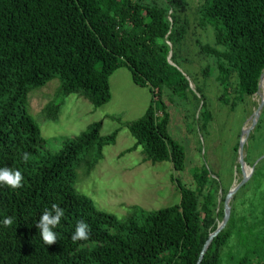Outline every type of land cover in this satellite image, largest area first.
Segmentation results:
<instances>
[{
  "label": "trees",
  "instance_id": "obj_1",
  "mask_svg": "<svg viewBox=\"0 0 264 264\" xmlns=\"http://www.w3.org/2000/svg\"><path fill=\"white\" fill-rule=\"evenodd\" d=\"M189 8L188 0H0V167L23 175L20 188L0 185V264L197 263L224 218L231 180L223 183L202 165L192 171L193 186L172 175L180 202L153 210L132 205L127 216L119 217L75 185L76 162L95 150L86 164L90 172L117 132L101 135L102 121L96 122L60 151L41 153L45 139L28 111V93L54 77L60 78L63 94L77 93L103 105L112 96L111 75L127 67L134 83L153 94L145 114L127 124L135 147L143 145L146 160H169L175 171L184 170L187 153L170 134L165 96L207 134L214 119L205 87L197 84L194 91L181 66ZM198 18L214 34L212 42L199 43L201 55L210 61L202 75L215 71L223 106L233 110L247 104L264 72V0H204ZM170 51L177 66L168 59ZM58 110L53 105L49 116L56 118ZM260 121L261 116L255 129ZM24 152L30 154L27 162ZM245 160L255 161L249 152ZM53 203L64 209V216L54 229L57 242L46 245L35 222ZM236 208L231 203L226 226L200 264H224L238 229ZM6 216L13 217L11 227L2 224ZM77 221L89 225L88 240L72 241ZM237 264H264V238L247 248Z\"/></svg>",
  "mask_w": 264,
  "mask_h": 264
},
{
  "label": "rangeland",
  "instance_id": "obj_2",
  "mask_svg": "<svg viewBox=\"0 0 264 264\" xmlns=\"http://www.w3.org/2000/svg\"><path fill=\"white\" fill-rule=\"evenodd\" d=\"M190 29L187 45L181 53V66L189 75L191 88L203 85L210 98L214 119L209 125V133L200 130L192 116L183 107L177 106L170 96H165L171 113L170 134L185 147L187 153L184 170L175 171L169 160L153 162L145 159L143 145H136V138L127 124L143 116L148 109L153 94L148 87L134 83L127 67L118 68L110 77L111 99L96 106L86 97L77 93L63 94L61 80L54 77L44 86L33 88L28 93V111L41 128L45 139L41 153L60 151L67 141L79 136L91 125L102 121L101 135L117 132L115 143L103 149V157L88 172L86 164L95 157V150L76 162V188L93 199L95 204L119 217L129 214L132 205L153 210L180 202L181 194L172 181V175L193 186L196 167L205 165L223 183L231 180V187L239 184L245 175L248 180L237 191L235 203L236 233L225 251L224 264H237L247 248L264 238V106L259 126L252 128L245 142V156L249 152L255 159L252 165L239 161V145L245 137L243 129L253 123L254 112L264 98V73L261 88L235 109L219 102L220 89L215 71L210 76L202 75V68L210 61L201 55L199 43L212 42L211 27H201L198 23V8L204 0H188ZM174 99V97H173ZM53 105H59L58 115L51 118ZM252 122V123H251ZM246 161V160H245Z\"/></svg>",
  "mask_w": 264,
  "mask_h": 264
},
{
  "label": "clouds",
  "instance_id": "obj_3",
  "mask_svg": "<svg viewBox=\"0 0 264 264\" xmlns=\"http://www.w3.org/2000/svg\"><path fill=\"white\" fill-rule=\"evenodd\" d=\"M30 154L28 152L22 153V159L27 162ZM23 175L19 170H14L9 167H0V185H7L10 188L16 189L22 187ZM64 216V209L58 204L53 203L51 208H45L35 226L39 229L42 241L46 245H52L57 242V235L54 229L60 223ZM2 224L4 227H11L13 224V217L6 216ZM90 237V227L83 221H77L75 231L71 239L73 242L88 240Z\"/></svg>",
  "mask_w": 264,
  "mask_h": 264
},
{
  "label": "water",
  "instance_id": "obj_4",
  "mask_svg": "<svg viewBox=\"0 0 264 264\" xmlns=\"http://www.w3.org/2000/svg\"><path fill=\"white\" fill-rule=\"evenodd\" d=\"M171 56H172V51H170V54H169V58L168 59H169L170 63H172L173 65H176V63L171 59ZM184 74L187 75L185 72H184ZM262 80H263V74L261 75L259 89L261 88ZM190 86H191V83H190ZM259 89H258V91H259ZM263 106H264V98L261 101V103L259 104V106L256 109V111L254 112V118H253L252 125L250 127L246 128V129H243V133L242 134H245V137H242L241 138L240 144H239V150H238L239 151V161H240V164H241L242 167H243L244 163L246 162L245 161V152H244L245 142H246V140L248 138V135L251 132V129L256 126V124H257V122H258V120H259V118L261 116V111H262ZM252 170L254 171V165H252ZM249 176L250 175H248V176L245 175L244 178H243V180L239 184H237L236 186L231 187L229 189L228 193L226 194L225 202H224V209H225L224 218L220 222V224L218 225L217 229L215 231H213V232L210 233L208 239L206 240V242H205V244L203 246V249H202V251L200 253V256H199L198 261H197L196 264H200L201 263V261L204 258V255L206 253V250L208 249V247H209L210 243L212 242L213 238L226 226V224H227V222H228V220L230 218V215H231V201H232L235 193L248 180V177Z\"/></svg>",
  "mask_w": 264,
  "mask_h": 264
},
{
  "label": "bare ground",
  "instance_id": "obj_5",
  "mask_svg": "<svg viewBox=\"0 0 264 264\" xmlns=\"http://www.w3.org/2000/svg\"><path fill=\"white\" fill-rule=\"evenodd\" d=\"M253 120V119H252ZM252 123V122H251ZM252 171V168L248 167V172H251Z\"/></svg>",
  "mask_w": 264,
  "mask_h": 264
}]
</instances>
